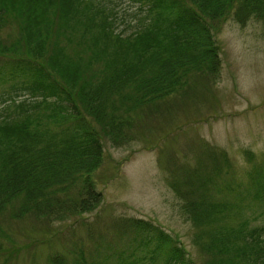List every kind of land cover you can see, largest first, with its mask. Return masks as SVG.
<instances>
[{"label": "trees", "instance_id": "16d2710c", "mask_svg": "<svg viewBox=\"0 0 264 264\" xmlns=\"http://www.w3.org/2000/svg\"><path fill=\"white\" fill-rule=\"evenodd\" d=\"M132 1L137 6L124 21L135 29L124 34L117 31L114 0H0V25L17 20L22 33L9 45L0 40V82L14 92L3 97L0 112V214L15 201L21 215L49 222L96 210L103 193L92 174L105 140L117 146L135 140L138 113L161 109L218 73L216 36L225 17L264 18V0ZM218 166L213 188L264 201L260 167L249 172L252 191L233 178L221 186ZM201 176L189 215L202 225L220 223L236 202L213 198L210 176ZM124 224L120 234L131 232L127 247L115 255L119 246L100 236L92 261L81 254L72 264H194L161 226L143 218ZM209 230V247L222 256L218 264H264V224L245 219ZM102 249L108 255L100 259ZM64 259L55 255L53 264H68Z\"/></svg>", "mask_w": 264, "mask_h": 264}, {"label": "rangeland", "instance_id": "374dc122", "mask_svg": "<svg viewBox=\"0 0 264 264\" xmlns=\"http://www.w3.org/2000/svg\"><path fill=\"white\" fill-rule=\"evenodd\" d=\"M114 2L117 31L128 34L135 28L124 19L132 17L136 2ZM218 27V73L165 101L161 109L138 113L135 140L121 146L105 140L103 161L92 174L103 193L99 207L49 222L21 215L15 201L0 214V264H53L55 255L72 264L81 254L90 262L100 236L119 246L116 255L127 247L131 232L127 237L120 233L131 218L149 220L177 237L194 264H218L221 254L209 247L211 226L245 219L251 226L264 224V201L241 192L245 201L239 209L241 196L217 191L211 180L216 165L221 186L233 178L251 188L254 165L264 172V18L251 16L242 22L231 14ZM21 35L17 20L6 18L0 25L4 44ZM10 85L0 82V112L6 104L3 97L14 94ZM201 174L210 176L206 189L213 198L236 202L220 223L202 225L189 215V199L197 198V184L205 181ZM105 255L102 249L100 259Z\"/></svg>", "mask_w": 264, "mask_h": 264}]
</instances>
